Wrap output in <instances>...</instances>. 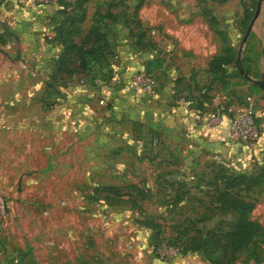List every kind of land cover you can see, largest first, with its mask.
I'll list each match as a JSON object with an SVG mask.
<instances>
[{
  "label": "rangeland",
  "instance_id": "1",
  "mask_svg": "<svg viewBox=\"0 0 264 264\" xmlns=\"http://www.w3.org/2000/svg\"><path fill=\"white\" fill-rule=\"evenodd\" d=\"M256 1L87 0L73 35L79 41L96 30L86 38L94 54L85 62L75 59L54 75V35L49 57L43 47L15 49L11 62L0 57V264H264L263 184L240 192L258 222L240 249L212 263L201 250L184 248L182 231L230 218L216 213L217 201L205 195L216 163L244 171L255 165L221 158L183 131L172 136L174 123L155 117L153 101L145 116L137 110L130 116L118 99L135 70H149L156 81L152 68L178 62L179 72L191 73L186 62L204 61L194 59L188 43L198 45L202 32L212 40L209 48L216 38L220 53L235 55L207 84L211 96L222 97L219 107L247 105V96L254 110L264 107L260 86L237 67L240 55L249 75H264V0L238 52ZM157 87L133 96L154 97Z\"/></svg>",
  "mask_w": 264,
  "mask_h": 264
},
{
  "label": "crops",
  "instance_id": "2",
  "mask_svg": "<svg viewBox=\"0 0 264 264\" xmlns=\"http://www.w3.org/2000/svg\"><path fill=\"white\" fill-rule=\"evenodd\" d=\"M57 7L56 1L0 0V33L4 37L3 41L0 40V57L7 58L8 62H11V51L16 49L18 52H24L25 50L38 47H43V53L49 57L53 50L49 46L50 43L48 41L54 35L50 25V17L56 14ZM194 31L196 32V29ZM175 34V37L183 40L177 36V33ZM198 35L199 44L195 45L191 41L192 44L188 43L187 49L196 53L197 57L194 59H203L204 62H186L188 66L185 67L194 68L191 73L187 74L179 72L176 68L178 62H175L174 65L172 62H159L156 67L152 68L157 74L155 86H158L156 92L155 89L153 90L155 93L154 97L149 98V95H147V98H144L143 95H139V98L136 99L133 96L134 94L144 92L129 90L124 86L125 92L128 93L119 95L118 97L122 112L125 115L129 112V115L133 116L134 110H137L135 112L136 115L139 113L141 116H145L144 113L146 111L144 110L148 107L150 108L149 101H153L155 105H159V109L153 110L155 117L159 119L163 117L162 120L166 123L165 116L167 115V122L174 123L175 129L172 130V133H174L172 136L179 138L175 133L183 131L196 139L199 137L201 145H206V147L215 151V155L219 154L221 158L226 159L229 156H233V158L237 157L239 159L240 157H244L251 161V166L255 165L254 158L264 150V107L259 108L260 110H255L256 117L262 124L259 137L252 146L246 143L226 142L223 140L219 128H210L199 117V114L206 109L213 108L214 106H223L221 105L222 97L217 93L211 96L210 88L207 86L212 76L211 72L207 70L208 61L213 55L220 53L221 45L218 48L215 38L214 46L212 45L211 49L207 45L208 41L212 42V40L208 39L205 33L199 32ZM184 42L187 41L184 40ZM143 64L147 66V62ZM205 79L208 80L206 85ZM112 92L114 93V90ZM115 93H119V91L117 90ZM168 94H170V98H164ZM167 101L170 102L167 103ZM223 102L225 104L224 107H226V109L222 110L224 118L243 108V106L238 103L235 104L233 101L231 103ZM207 105L214 106L208 108ZM160 108H163V110L161 111ZM181 125L184 128H181Z\"/></svg>",
  "mask_w": 264,
  "mask_h": 264
},
{
  "label": "trees",
  "instance_id": "3",
  "mask_svg": "<svg viewBox=\"0 0 264 264\" xmlns=\"http://www.w3.org/2000/svg\"><path fill=\"white\" fill-rule=\"evenodd\" d=\"M55 1L58 4L56 14L50 17L54 23V38L59 43L58 54L53 59L54 75L63 71L75 59L82 63L86 61L87 56L94 54L93 45L86 46V38L90 32L93 36L96 33V30H88L79 41L73 38L78 28L76 23L85 17L84 4L87 0ZM60 12H65V16L58 19ZM234 60L235 55L230 50L213 55L208 61L207 68L212 74L210 79L221 77V74L226 72V65ZM256 163L249 171L229 169L222 163H216L208 180L210 187L205 189V195L210 200L214 198L217 201L214 207L216 213H229L230 218H219L211 226L206 224L184 226L182 229L186 234L184 248L199 249L215 263L214 261L219 259L218 256L223 257L245 244L246 239H249L258 228V222L248 214L253 203L241 196L240 192L248 191L258 184L264 185V153L262 158H256ZM253 258L259 260L256 254Z\"/></svg>",
  "mask_w": 264,
  "mask_h": 264
},
{
  "label": "built area",
  "instance_id": "4",
  "mask_svg": "<svg viewBox=\"0 0 264 264\" xmlns=\"http://www.w3.org/2000/svg\"><path fill=\"white\" fill-rule=\"evenodd\" d=\"M31 2H53L54 0H28ZM156 83L154 74L146 70H135L125 80L124 86L136 92H146L152 89ZM152 91V90H151ZM105 97H100L99 102H104ZM248 104L235 112L234 114L224 118L222 109L215 106L204 110L199 117L210 128H219L223 136V140L229 143H246L254 145L261 131V122L257 121L255 110L252 107L250 96Z\"/></svg>",
  "mask_w": 264,
  "mask_h": 264
},
{
  "label": "water",
  "instance_id": "5",
  "mask_svg": "<svg viewBox=\"0 0 264 264\" xmlns=\"http://www.w3.org/2000/svg\"><path fill=\"white\" fill-rule=\"evenodd\" d=\"M261 8H262V0H257L256 1V5H255V9L251 15L250 21L248 26L246 27L243 36H242V41L240 42L239 48H238V52L240 53L243 47V42L246 40L247 36L250 33L251 30V25L253 22H255L260 15L261 12ZM262 55L264 56V42H263V46H262ZM237 67L239 72L245 76L250 82L256 83L260 86V88L262 89L263 93H264V75L261 74L260 77H253L251 75H249L247 73V71L245 69H243V67L241 66V61H240V55H238L237 57ZM234 264H263L261 262H256V261H239V262H235Z\"/></svg>",
  "mask_w": 264,
  "mask_h": 264
}]
</instances>
